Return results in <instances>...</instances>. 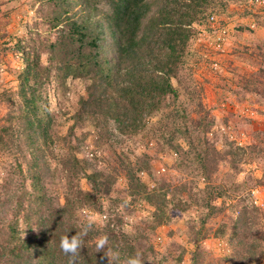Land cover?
<instances>
[{
  "label": "trees",
  "instance_id": "trees-1",
  "mask_svg": "<svg viewBox=\"0 0 264 264\" xmlns=\"http://www.w3.org/2000/svg\"><path fill=\"white\" fill-rule=\"evenodd\" d=\"M24 3L36 16L17 38L6 30L13 8L0 0V34L13 42L8 51L19 64L15 86L0 93L7 110L0 121V264H68L60 238L79 230L85 206L107 219L84 238L79 264H107L94 248L101 233L121 260L139 251L146 264H180L181 243L171 241L173 251L163 253L153 245L156 230L179 219L194 246L190 264H257L264 213L241 199L228 201L264 182V127L254 126L242 148L220 135L193 65L200 61L198 26L210 15L233 16L228 10L236 6L242 10L236 16L253 15L264 28V11L252 13L246 0ZM21 4L13 11L25 18ZM234 32L233 55H246L256 69L231 91L264 106V39L240 21ZM151 141L157 153L176 154L171 167L187 180L158 177L153 157L134 154ZM252 162L260 178L249 173L239 180L242 166ZM120 172L125 185L117 190ZM137 205L145 213L125 230L124 217L138 212ZM227 206L230 222L220 220L210 233L208 221ZM208 237L224 245L218 254L199 250Z\"/></svg>",
  "mask_w": 264,
  "mask_h": 264
},
{
  "label": "rangeland",
  "instance_id": "rangeland-1",
  "mask_svg": "<svg viewBox=\"0 0 264 264\" xmlns=\"http://www.w3.org/2000/svg\"><path fill=\"white\" fill-rule=\"evenodd\" d=\"M3 1H8L13 10L19 7L20 3H22V8L26 9L27 15L25 18H21L22 16L16 13V10H12L9 13V17L7 20L8 26L6 29L10 35H14L17 38L24 36V34L28 30V27H31V24L36 16L33 10L29 9V7H26V3L24 2H27L28 0ZM231 7L233 8L234 6ZM253 11L252 13H256L259 10L253 9ZM230 14L232 13L230 12ZM219 17L222 19H228L234 24L233 34L230 36L227 47L229 53L223 52L221 55H218L217 62H219L221 67L219 70L212 69V67L210 66V60L204 62L200 58V61L196 62L193 65V76L196 83L201 88V98L203 104L206 106V108L210 109L211 115L216 119L219 134L225 136L228 141L233 142L235 144V147L242 148L249 142L251 137V130L252 128H254V126L264 127V106H256L255 104H251L247 100H241L239 96L231 91L235 90V87L243 76H247L252 72V70L256 69L254 65L249 63V59L246 57V55L242 57V59L234 56L232 52L233 46L231 47V45L234 44L232 43L235 39L234 30L236 28V25L238 24V21L242 22V24H248L251 17ZM255 31L259 37L264 39L263 27H260ZM5 42L6 44L4 45ZM12 43L13 42L9 41V36L1 37L0 34V93L7 88H12L15 86L13 71L14 68H16L19 64L15 60L13 55L10 54V51H8L9 45ZM4 47H6L5 52H3L2 50ZM195 48L197 52H200V46L197 45L196 41ZM227 88L231 89L227 90ZM1 103L0 121L2 122L1 118L4 116L7 110L5 105ZM88 143H90L89 140ZM218 146L220 147L221 143H219ZM141 152H145L149 156L154 158L152 166L156 176L167 177L168 179L171 178L173 182L187 180L184 176L180 177V174L176 170H174L173 167H171L174 159L176 158V156L171 151H168L167 156H163L161 153L156 152V146L154 142L151 141L147 143V146L145 145V143L138 144L136 146V148L134 149V154L138 155ZM105 155H108V152L105 151L104 156ZM110 158L113 157L111 156ZM255 165L256 164L254 162L244 164L242 166L243 171L238 175L239 180L246 176V174L249 175V173L255 178H260L261 173L260 171L255 170ZM161 169H163V171ZM224 172H226V166L222 164L220 165L218 176L220 177L221 173ZM140 178L142 181L149 183L150 187L153 184V182L149 177H147V175L140 176ZM124 185L125 179L123 173L120 172L115 188L117 190H120L124 187ZM198 185L199 187H202L204 185V182L201 180L198 182ZM81 187L86 188V184L84 181L81 182ZM251 190L256 191V195L259 196L263 204V206L260 207V211L264 213V182L261 185H254L247 188L239 195H237L234 199L229 200L228 203L233 204L241 199L242 201H244V204L248 208H257L253 205V203H251ZM125 199L128 200L127 197H125ZM137 206L140 208L138 212L134 213L133 215H125V230L130 226V223H136L137 219L144 215L145 210L143 209V207H141V205ZM231 213L232 212L227 206L220 216L211 218V220H209L207 223V226L211 228L210 233H212V231H215L220 220H224V222L229 223ZM233 214L237 215V212H233ZM183 225V220L179 219L169 226H162L158 228L156 230V237L154 236L153 238V245L158 253H163L167 248L173 251L174 246L169 245L171 241L181 243L186 249V253L184 254L180 264H190L191 252L192 250H194V246L190 242H188V237L186 231H184ZM169 231H171L172 234L168 236ZM223 247L224 245L221 243V240L208 237L201 242L199 250H202L208 255H211L214 252L218 254V248ZM167 264L171 263L169 262ZM257 264H264V252L260 256V261Z\"/></svg>",
  "mask_w": 264,
  "mask_h": 264
},
{
  "label": "clouds",
  "instance_id": "clouds-1",
  "mask_svg": "<svg viewBox=\"0 0 264 264\" xmlns=\"http://www.w3.org/2000/svg\"><path fill=\"white\" fill-rule=\"evenodd\" d=\"M102 204L107 208L110 205V201L105 199ZM79 215L81 217L79 230L71 237L68 234L62 235L59 242L61 252L69 258L68 264H79L81 252L84 248V238L107 219L87 206L80 210ZM94 248L96 253H103L100 259L101 261L106 259L107 264H146L143 254L139 251L121 260L120 252L111 246L107 233H101L94 238Z\"/></svg>",
  "mask_w": 264,
  "mask_h": 264
},
{
  "label": "built area",
  "instance_id": "built-area-1",
  "mask_svg": "<svg viewBox=\"0 0 264 264\" xmlns=\"http://www.w3.org/2000/svg\"><path fill=\"white\" fill-rule=\"evenodd\" d=\"M245 6L251 11H253V9L264 11V0H246ZM221 19L222 18L217 15H210L205 25L198 26L196 37V43L200 46V52H198L200 58L204 62L210 60V66L213 70H219L221 68L219 62H217L218 55H221L226 50L234 29L233 22L228 19ZM248 25L252 30L258 29L253 18H250ZM172 153L176 156L174 152ZM161 170L163 171V169ZM140 176H146V174L141 172ZM250 193L251 203L260 209L263 204L259 196L256 195V191L251 190Z\"/></svg>",
  "mask_w": 264,
  "mask_h": 264
},
{
  "label": "crops",
  "instance_id": "crops-1",
  "mask_svg": "<svg viewBox=\"0 0 264 264\" xmlns=\"http://www.w3.org/2000/svg\"><path fill=\"white\" fill-rule=\"evenodd\" d=\"M228 11L231 12V13H234L235 15H233V16L236 17V13L235 12H241L242 10H241V8H238V7L234 6L233 8L230 7V9ZM258 28H260V26H258ZM224 53H229V50H227V48H226V50L224 51Z\"/></svg>",
  "mask_w": 264,
  "mask_h": 264
}]
</instances>
